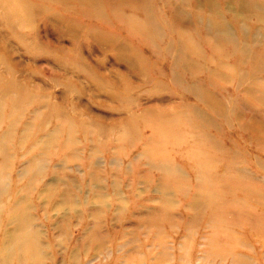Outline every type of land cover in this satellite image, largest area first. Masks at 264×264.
<instances>
[{
    "label": "rangeland",
    "instance_id": "1",
    "mask_svg": "<svg viewBox=\"0 0 264 264\" xmlns=\"http://www.w3.org/2000/svg\"><path fill=\"white\" fill-rule=\"evenodd\" d=\"M39 1L45 3L0 0V264H264V166L259 165L262 176L252 165L253 144L247 141L249 137L264 141V113L254 112L248 122L240 123V113L249 106L235 97L237 84L231 87L234 104L226 99L225 115L224 106L217 111L215 104L209 105L219 113L218 122L188 102L170 111L177 113L173 119L155 121L149 114L136 113L135 91L143 84L133 85L128 79H123L116 96L108 95L116 99V108L102 95L86 96L80 104L74 98L80 91L74 82L81 81L80 73L99 91L111 82L83 56L73 54V48H68L71 55H60L62 46L43 39L46 32L59 40L76 31L69 34L57 21L62 16ZM58 1L51 0L53 7ZM250 2H260L264 9V0H233L234 9L240 6L236 15L248 20L256 13L263 21L264 13L254 11ZM246 3L249 7L243 11ZM43 16L45 20L40 19ZM187 17L195 24L190 13ZM73 24L77 29L91 26ZM249 25L239 22L230 34L234 38L254 34ZM260 26L255 42L262 44L264 24ZM47 36L52 41V35ZM214 40L213 78L246 79L241 61L221 62L233 42ZM233 48L246 59L251 47ZM259 51L264 55V46ZM204 52L208 54L207 49ZM188 61L182 60L180 66L191 75L206 71ZM162 62H166L163 55H155L135 65L144 74V84L152 86L148 97L158 100L159 106L168 95L158 94V89L204 92L205 85L197 79L184 84L169 61L171 72L166 76ZM260 65L251 68V80L243 91L263 107L264 62ZM202 98L205 104V99H212L208 94ZM111 109L130 115H105ZM227 120L254 135H239L237 150L220 149L221 144L201 130L213 128L224 134L221 128ZM256 126L261 132L254 130ZM142 130L149 133L141 134ZM21 233L27 240L24 247L13 246L6 254L7 235Z\"/></svg>",
    "mask_w": 264,
    "mask_h": 264
},
{
    "label": "crops",
    "instance_id": "2",
    "mask_svg": "<svg viewBox=\"0 0 264 264\" xmlns=\"http://www.w3.org/2000/svg\"><path fill=\"white\" fill-rule=\"evenodd\" d=\"M44 1L45 3L39 1V4L50 6L53 12L59 14L63 18L80 24H90L91 26H80L72 36L66 35L59 40L56 39L53 33L46 32L47 35H49V33L52 35V41L48 40L49 36L47 35L43 36V39L48 41L52 46H62L64 51L57 52L60 55H64L65 53L71 55L68 48H73V54L83 56V59L86 60L89 66L96 71H101L111 82L109 87H102L103 89L99 91L96 89L95 85L90 84L87 79L82 76L83 73H80L79 78L81 81H79V83L78 81H74L76 83L75 86L78 90L80 89L79 93L75 92L74 98L76 102L82 104L81 101H84L86 96L95 97L102 95L105 99L116 103V106L113 107L116 108V99L110 98L108 95L116 96L117 91L122 87L123 79H128L133 85L143 84L139 90L135 91L138 93V101H135V107L133 106L136 113L142 112L141 114H149L155 117V121L167 118L173 119V115L177 114L175 111L182 109L184 103L188 102L194 109L208 114L214 121L218 122L220 119L219 113L215 114L212 112L209 105L212 106V104H215L217 111H221L224 106L225 112L222 114L225 115L227 100L228 102H233V104L235 102L231 95V87L237 84L238 87L235 97H241L242 102L245 101L249 106V110L244 109L240 113V118H238L240 123L243 124L246 119H249L250 115H254V112L262 111V113H264V106L262 105L263 107H261L254 98L246 95L243 91V88L251 80V75L249 74L250 71H253L251 68L260 67V63L264 62V55H261L262 53L259 51V48L263 47L264 43L255 42V40L258 39L257 34L259 27L264 24V20L258 21L255 15L256 13L251 14L248 20L237 16L236 13L239 12L240 6L237 10L234 9V7H232L234 4L233 0H222V3L219 0H168L167 3H159L157 0H60L54 7L51 0ZM53 1L55 2V0ZM187 1L189 3L188 5ZM251 2L250 6L254 11L261 12L262 14L264 13L263 5L260 2H254V4ZM243 5L245 6L242 10H247L249 4L246 3ZM256 7H259V10H256ZM186 12H188V14ZM189 13L195 24H193L191 20H188L187 15H189ZM224 16H228L227 21H224ZM253 16L256 18L254 19ZM40 19L45 20L46 16L40 17ZM199 20L202 22H199ZM204 20H206L205 25L203 23ZM242 21L250 23L249 27L253 26L255 28L254 34L243 36L242 33H239L242 37L237 34L236 38H234L230 34L233 32L231 30H234L236 27L238 28L239 22ZM60 24L63 25V22ZM207 24L210 27H207ZM225 28H227V31L224 30ZM234 32L236 33V31ZM214 39L217 41V44H219L218 42H221V40L224 41L227 39L233 42V47L243 46L244 44L251 47L249 55L244 59V57L239 55L238 52H235L237 50L229 44L231 48H225V51L229 54L221 58V62L223 64L225 63L224 65L231 64L234 61H241L239 68H241L242 74L244 73V75L247 76L246 79L240 82L236 80L224 82L221 79L213 78L212 71L216 68V63L210 58L213 56L214 50L211 41ZM73 41L76 43L77 47H73ZM64 42L66 43L64 44ZM80 44L82 47L78 48ZM193 45H195L196 48ZM168 46L169 50L165 51L164 48ZM204 49L208 50V54L204 52ZM163 51L168 54L163 53ZM195 51L199 52L195 53ZM95 55H99V57L97 58ZM155 55H157V57L163 55V58L166 59V62H162L161 64V67L166 72V76L167 74L170 76L171 69H169V62H171V67L173 65L172 68L179 74L184 84L191 82V78L197 79L199 83L203 86L205 85L204 92L199 94V91H196L189 94L184 91L183 88H173L172 90L158 89V94L162 93L168 95L163 101V105L169 107V110L165 111L163 105L159 106L160 102L158 100L148 97V94L153 91L152 86L149 83L144 84V74L135 66L138 57L144 64L146 61H151L152 56ZM142 58H145V60H142ZM182 60H185V62L186 60H190L195 64H199V66L205 68L206 71L191 75V71L188 72L185 69L186 67L180 66ZM56 67L64 72L61 67ZM208 70L211 71V73H208ZM258 74L259 73H256L255 75ZM155 75L154 72H151V70L149 71L150 77L154 78ZM253 75L254 73L252 76ZM261 75L262 74H259V76ZM262 76H264V74ZM84 83L86 84L83 85ZM209 83L217 84L221 86V89L214 90L212 86H209ZM224 85L228 86L227 89L223 87ZM91 87H93L94 91ZM55 92L57 95L59 94L57 91ZM204 94H208L212 98L205 99L204 101L206 104L202 101V96ZM137 95H135V97ZM213 97L216 99H213ZM87 107H89V104L86 105L85 111H88ZM220 107L221 109L219 110ZM158 108H162L163 110L160 111L158 115H155L153 111L154 109L158 110ZM112 109L106 111L105 115L123 116L121 118L130 115L128 112L114 114L115 110ZM173 109H175V111L170 112ZM90 111H88V114ZM244 111L248 112L247 116L244 115ZM119 118L120 117H118V119ZM89 119H91V117H88V120ZM227 128H231L234 133H229ZM221 129L224 134L214 131L213 128L204 127L201 130L215 141H218L221 144L218 146L220 149L224 148L230 151L237 150L238 147H240L239 144L242 137L239 139V135H243V138L244 135L248 136V134L251 137L254 136L251 130H246V127H238L236 122L232 126L228 121V124L225 126L223 125ZM137 133L131 134L135 135ZM148 133L149 131L142 130L141 134L145 135ZM137 135L140 134L138 133ZM219 138L227 142V147L223 146L221 143L222 140ZM232 141H236L235 145L232 144ZM247 141L253 144L250 150L251 152H249L252 165L257 169L256 171L262 175L263 172L259 171V165L261 164L264 166V141L260 142L250 137ZM255 158L260 160L259 164L254 162ZM239 163L240 160L236 162V165L239 166ZM238 179H240V177Z\"/></svg>",
    "mask_w": 264,
    "mask_h": 264
},
{
    "label": "bare ground",
    "instance_id": "3",
    "mask_svg": "<svg viewBox=\"0 0 264 264\" xmlns=\"http://www.w3.org/2000/svg\"><path fill=\"white\" fill-rule=\"evenodd\" d=\"M63 18V17H62ZM58 19V17H57V21L58 22H63V29H66L67 30V32L70 34H72V32H74V31H76V29H77V27L76 26H74V24H73V22H72V20H68V19H65V18H63V19ZM68 20V21H67ZM116 39V38H115ZM107 40V39H106ZM142 60H144V58H142ZM137 63H136V66H137V64H139V65H141V64H143L142 63V61L139 59V57H138V59H137V61H136ZM192 63H194V62H191L190 60L188 61V64H192ZM196 113V112H195ZM200 115V114H199ZM205 116V115H204ZM261 127V126H260ZM260 127H257L256 126V128L254 129L255 131H258V132H261L260 131ZM263 130V129H262ZM209 205V204H208ZM259 205V204H258ZM29 234V233H28ZM7 237L9 238V240H10V244L8 243V242H5V245H6V248H7V253L6 254H8L9 255V253L10 252H12V250H13V246L14 247H18V249L20 250V249H22L23 247H24V245L26 244V239H25V236H24V234L22 235V233L20 234V235H15V234H8L7 235ZM35 240V239H34ZM28 243V242H27ZM4 245V244H3ZM10 245V246H9ZM32 246V245H31ZM10 249H11V251H10ZM33 249V248H32ZM27 251V250H26ZM37 251V250H36ZM36 255V254H35ZM36 257V256H35ZM33 258V257H32ZM41 260V259H40ZM6 261V260H5ZM7 263V262H6Z\"/></svg>",
    "mask_w": 264,
    "mask_h": 264
}]
</instances>
